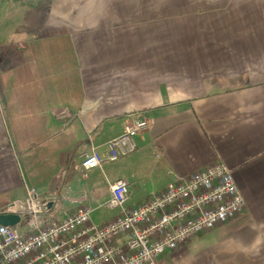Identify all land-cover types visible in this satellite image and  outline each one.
<instances>
[{"label":"crops","instance_id":"obj_1","mask_svg":"<svg viewBox=\"0 0 264 264\" xmlns=\"http://www.w3.org/2000/svg\"><path fill=\"white\" fill-rule=\"evenodd\" d=\"M131 115L143 142L108 162ZM217 162L244 211L158 264H264V0H0V211L33 191L58 222L111 180L148 199Z\"/></svg>","mask_w":264,"mask_h":264},{"label":"built area","instance_id":"obj_2","mask_svg":"<svg viewBox=\"0 0 264 264\" xmlns=\"http://www.w3.org/2000/svg\"><path fill=\"white\" fill-rule=\"evenodd\" d=\"M148 128L146 118L126 117L122 134L107 143L105 159L114 163L133 153L136 138ZM78 158L85 177L89 170L101 167L96 153ZM108 185L109 197L99 206L117 214L103 224L94 223L92 209L85 206L58 222L41 218L38 198L31 191L24 201L29 205L27 215L34 220L33 226L28 224L31 232L0 226V264H158L165 253L245 209L231 170L220 162L179 178L134 208L127 207L132 193L127 178Z\"/></svg>","mask_w":264,"mask_h":264},{"label":"rangeland","instance_id":"obj_3","mask_svg":"<svg viewBox=\"0 0 264 264\" xmlns=\"http://www.w3.org/2000/svg\"><path fill=\"white\" fill-rule=\"evenodd\" d=\"M79 14H81V13H79ZM76 30V29H75ZM147 133V132H146ZM145 133V134H146ZM141 137L140 136H138L137 138H136V142H137V146H140L141 145V143L143 142V141H139V139H140ZM148 139V136H147V138H146V140ZM145 141V140H144ZM127 157V156H126ZM103 184L104 183H94V186L95 187H97V188H99V189H101V186H103ZM147 190V188L146 187H142V191H146ZM160 191V190H159ZM153 192H158V191H154L153 190ZM153 192L152 191H150V193H148V194H153ZM5 197H7L6 195L5 196H2V197H0V200H2V199H4ZM40 198H43V196H40L39 197V199ZM147 200V198H143V197H141V196H137V197H134V198H132V199H130L129 201H128V203H127V207H132V208H134V207H137V206H139L140 204H142L143 202H145ZM43 205H45V204H42L40 207H41V209L42 210H44V206ZM54 209L55 210H58V215H57V217L55 218V220H60L61 219V217L63 216V212L64 211H67V210H70L71 209V207H68V206H66V205H64V204H55V206H54ZM116 214H117V212L116 211H111V210H108V209H106V208H104V207H100V208H97V209H94L93 211H92V214H91V217H92V220L96 223V224H100L101 222H104V221H110L113 217H115L116 216ZM21 221H22V223H27V224H29V225H31V226H33V224H34V220L29 216V215H22V217H21Z\"/></svg>","mask_w":264,"mask_h":264},{"label":"water","instance_id":"obj_4","mask_svg":"<svg viewBox=\"0 0 264 264\" xmlns=\"http://www.w3.org/2000/svg\"><path fill=\"white\" fill-rule=\"evenodd\" d=\"M13 208L14 211H12ZM28 213L29 205L27 202L11 203L0 211V226L15 227L20 223L22 215Z\"/></svg>","mask_w":264,"mask_h":264}]
</instances>
